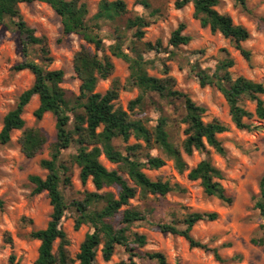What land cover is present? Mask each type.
<instances>
[{"label": "trees", "instance_id": "16d2710c", "mask_svg": "<svg viewBox=\"0 0 264 264\" xmlns=\"http://www.w3.org/2000/svg\"><path fill=\"white\" fill-rule=\"evenodd\" d=\"M230 1L248 11L247 5L251 0ZM35 2L47 4L60 18L63 35H78L95 48L93 52L82 47L74 55L73 70L80 81L76 96L69 98L62 88L63 70L48 69L53 59L47 38L37 36L21 14V4ZM139 4L146 10L151 9L147 0H140ZM189 4L193 5L194 18L203 28L220 33L248 64L251 63L252 53L243 46L249 40L250 33L242 25L234 24L228 14L217 11L220 0H176L175 7L183 9ZM128 13L123 0H101L93 16H90L87 0H0V26L19 36L23 60L14 70L29 71L34 76L32 86L20 95L14 108L3 119L0 145H9L13 132L21 131L18 143L26 158L33 159L42 151L48 142L47 134L37 127L25 128L23 119L26 106L35 96L39 99V106L34 111L35 118L41 120L50 113L56 121L55 141L50 145L49 158L39 163L46 175L29 176L33 185L32 195L46 193L52 207L47 226L29 235L30 239L39 242L35 264H97L100 247L106 262L111 260L117 247H122L127 259L117 264H136V258L146 259L152 264H171L161 252L142 254L138 251L147 245V238L132 229L145 222L147 217L143 211L130 205V201L137 196L142 199L148 195L164 197L174 190L168 182L151 180L145 174V170L164 167L166 159L174 162L179 173L188 171V179L199 181L207 196L215 197L223 204L232 203V198L221 184L224 180L221 170L208 159L189 169L183 158V153L191 155L194 151L203 152L207 147L224 157L226 149L219 136L228 132V126L218 119L204 122L205 108L197 105L188 94L175 89V79L169 76L167 69L163 71L162 78L149 75V62L144 53L159 52L161 43L158 41L152 45L142 42L144 29L150 23L145 15L128 17L121 28L118 23ZM152 13L157 14V11L150 12L154 16ZM261 21L264 24V17ZM105 24L114 26L113 43L107 49L100 35ZM184 30L185 25L181 23L173 31L169 45L174 49L191 42V37ZM105 50L109 55L105 54ZM99 52H103V55L100 56ZM112 58L128 64V84L138 91L137 98L128 105L129 111L115 105L121 88L119 80L114 79L104 94L96 91L99 82L108 80L114 72ZM233 66V60L227 58L219 62L213 72L198 66L191 67L190 71L201 88L215 87L222 94L236 129L258 131L264 125V84L243 76L234 78L230 72ZM152 95L165 100L172 107L178 106V118L161 116L156 125L151 126L144 118L131 117L144 110ZM248 105L254 106L253 111L248 109ZM178 128L183 130L184 136L180 148L173 140V133ZM130 138H134L136 143L128 145ZM116 140L125 144L123 150L117 147ZM151 150H158L161 156H152L149 153ZM66 152L69 154L64 159ZM102 156L117 165V169L108 170L100 161ZM73 166L79 169L81 183L86 185L91 181L95 191H86L81 201L69 205L63 189L71 186ZM111 188L115 192L108 190ZM259 188L255 208L264 217V174ZM4 206L5 202L0 198V210ZM71 209L76 213L74 229L79 230L85 225L92 230L85 235L75 256L70 252V240L62 227V221ZM218 218L216 212H192L184 216L181 222L183 227L173 223H159L156 226L161 233L182 237L191 249L211 253L216 261L225 263L227 260L220 257L217 248H210L192 236V230L198 223L214 222ZM7 239L11 243V239ZM251 242L261 246L264 238Z\"/></svg>", "mask_w": 264, "mask_h": 264}, {"label": "rangeland", "instance_id": "374dc122", "mask_svg": "<svg viewBox=\"0 0 264 264\" xmlns=\"http://www.w3.org/2000/svg\"><path fill=\"white\" fill-rule=\"evenodd\" d=\"M101 0H87L90 16L98 11ZM115 1V0H108ZM128 9V15L122 18L118 25L122 28L128 17L145 15L150 23L144 29L143 43L156 45L161 43L159 52H145L144 57L149 62L148 73L157 78L163 77V71L168 70L169 76L175 79V89L188 94L199 106L205 108L203 121L210 122L218 119L228 126V132L219 136L226 149L224 157L214 153L211 148L203 152L194 151L191 155L183 153V158L189 169L194 168L200 161L208 159L212 165L221 170L224 180L221 182L226 194L232 198V203H221L217 198L207 196L199 181H190L188 171L179 173L174 162L166 159V164L159 170L148 171L145 174L151 180L162 179L168 182L174 190L166 196L148 195L146 199L137 196L130 201L131 207L143 211L147 220L136 225L132 231L143 234L147 245L138 250L145 252H161L171 264H264V244L255 245L253 239L264 238V220L255 208L260 195L259 183L264 174V125L255 132L236 129L233 125L229 109L222 94L215 88H201L191 67L198 66L213 72L219 62L231 59L234 62L230 70L233 77L243 76L264 84V0H251L248 11L235 6L230 0H220L217 11L228 14L234 24L242 25L250 38L243 46L251 51L252 61L248 64L234 49L228 39L220 33H212L209 28H203L194 18V7L189 4L183 9L175 7L176 0H147L151 9L146 10L139 4L140 0H123ZM157 11V14L151 11ZM21 14L39 37L47 38L53 62L49 70H63L65 73L62 88L69 98L79 94L80 81L73 70L74 55L82 48L95 51L93 45L85 42L80 36L62 34L60 18L44 3L21 4ZM185 25L184 33L191 37L186 46L174 49L169 45L173 31L179 24ZM114 26L105 24L100 30L101 38L107 47L113 43ZM131 35V34H130ZM135 39H132L134 41ZM140 45V44H138ZM105 54L109 55L108 50ZM102 56L103 52H99ZM23 60L19 36L16 32L0 26V131L5 115L14 108L20 95L29 89L34 76L29 71H16L15 66ZM114 72L106 81H100L96 91L104 94L114 79L119 80L121 88L116 108L128 110L131 101L137 98L138 91L128 84V64L117 58H112ZM39 106L37 96L33 97L26 106L23 119L25 128L37 127L48 136V142L42 151L33 159L26 158L20 150L18 138L21 131H14L9 145H0V198L5 206L0 210V264H35L38 255L39 242L30 239L33 231L44 229L51 219L52 207L46 193L33 196V185L29 176L45 177L40 161L49 158L50 145L55 141V118L47 113L37 120L34 111ZM253 111L254 106L248 105ZM179 107H172L156 95L151 96L144 110L132 114L133 118H144L151 126H155L161 116L178 118ZM130 113V112H129ZM183 129V127H182ZM173 133V140L178 148L184 140L183 130ZM136 143L130 138L128 145ZM115 144L121 150L125 144L116 140ZM152 156H161L158 150H151ZM69 152L64 154L67 159ZM145 154V152H143ZM143 159V157H142ZM101 163L108 170L117 169L104 156ZM71 186L63 189L66 202L81 201L86 191H95L91 181L86 185L81 183L79 169L73 166L70 173ZM115 192V189L111 188ZM192 212H216L219 218L214 222H200L192 230V236L210 248H217L221 258L227 260L221 263L215 260L211 253L201 249H191L182 237L163 234L157 228L159 223H173L183 227L181 222L185 215ZM76 213L67 211L62 227L70 240V252L75 256L85 235L91 232L89 226L74 229ZM11 239V243L7 238ZM101 248L97 255V264H117L127 259L122 247H117L110 261H104ZM13 257V259H12ZM136 264H152L146 259H135Z\"/></svg>", "mask_w": 264, "mask_h": 264}, {"label": "clouds", "instance_id": "9594fccd", "mask_svg": "<svg viewBox=\"0 0 264 264\" xmlns=\"http://www.w3.org/2000/svg\"><path fill=\"white\" fill-rule=\"evenodd\" d=\"M260 223H264V220L259 221Z\"/></svg>", "mask_w": 264, "mask_h": 264}]
</instances>
